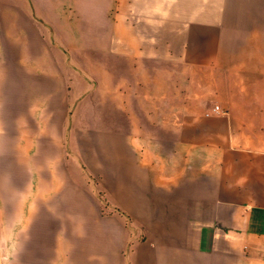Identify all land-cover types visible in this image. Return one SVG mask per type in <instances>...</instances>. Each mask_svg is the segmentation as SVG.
<instances>
[{
    "label": "crops",
    "instance_id": "1",
    "mask_svg": "<svg viewBox=\"0 0 264 264\" xmlns=\"http://www.w3.org/2000/svg\"><path fill=\"white\" fill-rule=\"evenodd\" d=\"M0 55V264H264V0H0Z\"/></svg>",
    "mask_w": 264,
    "mask_h": 264
},
{
    "label": "rangeland",
    "instance_id": "2",
    "mask_svg": "<svg viewBox=\"0 0 264 264\" xmlns=\"http://www.w3.org/2000/svg\"><path fill=\"white\" fill-rule=\"evenodd\" d=\"M98 62V61H97ZM0 66H3L2 65V58H1V55H0ZM75 70H77L78 72L81 73V70L79 69V66L77 64H74L72 66ZM97 72V71H96ZM98 74V72H97ZM97 74H95V77H97ZM93 125V124H92ZM2 138V134H1V131H0V140ZM3 153H4V149H3V143H0V162H2V156H3Z\"/></svg>",
    "mask_w": 264,
    "mask_h": 264
},
{
    "label": "built area",
    "instance_id": "3",
    "mask_svg": "<svg viewBox=\"0 0 264 264\" xmlns=\"http://www.w3.org/2000/svg\"><path fill=\"white\" fill-rule=\"evenodd\" d=\"M212 113L215 115H222L225 111L219 105H216L212 108Z\"/></svg>",
    "mask_w": 264,
    "mask_h": 264
},
{
    "label": "trees",
    "instance_id": "4",
    "mask_svg": "<svg viewBox=\"0 0 264 264\" xmlns=\"http://www.w3.org/2000/svg\"><path fill=\"white\" fill-rule=\"evenodd\" d=\"M99 196H101V195H99ZM104 201H105V200H104ZM103 207H104V209H106V208L108 209L109 206H108L107 201H105V205H103ZM113 210H115V212H118V211H117L118 209H115V208H114Z\"/></svg>",
    "mask_w": 264,
    "mask_h": 264
},
{
    "label": "water",
    "instance_id": "5",
    "mask_svg": "<svg viewBox=\"0 0 264 264\" xmlns=\"http://www.w3.org/2000/svg\"><path fill=\"white\" fill-rule=\"evenodd\" d=\"M76 104V103H75ZM73 108L71 109L70 113H69V118H70V115H71V112H72Z\"/></svg>",
    "mask_w": 264,
    "mask_h": 264
}]
</instances>
